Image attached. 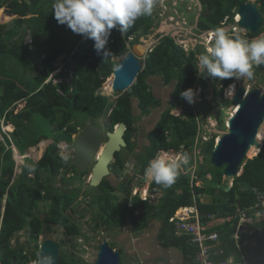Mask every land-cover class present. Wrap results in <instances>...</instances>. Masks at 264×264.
I'll use <instances>...</instances> for the list:
<instances>
[{
    "label": "trees",
    "instance_id": "trees-1",
    "mask_svg": "<svg viewBox=\"0 0 264 264\" xmlns=\"http://www.w3.org/2000/svg\"><path fill=\"white\" fill-rule=\"evenodd\" d=\"M199 2L201 13L197 31L203 32L215 30L217 27L224 28L227 24L235 25L239 8L249 1L199 0ZM53 3L54 0H0V91H2L0 131L1 123L4 122L8 132L7 136L4 135V141L2 143L0 141V264H29L35 260L40 253L39 238L44 234L45 228L51 233L54 231V225L62 226L67 235L73 237L82 235L81 224L72 221L66 215V211L72 208L75 200L80 196L81 188L72 192L61 191L52 184L56 176L63 173L66 175L76 173L70 178L72 180L70 182L74 180L82 182V178L88 173L80 172L71 160L67 163L60 155L59 149L63 141L73 143V135L78 133V128L82 126L81 118L87 120L88 117L98 116L95 111L112 108V125L126 123L127 131L124 138L127 147L124 150L133 153L138 148L145 153L143 159L138 157L139 154L136 156L135 176H138L142 184L146 180L145 169L159 151L187 152L190 162L186 167L190 169L192 166L193 147L200 126L196 113L201 110L207 115L210 109L205 106L197 108L199 104H189L181 98L180 93L189 88L195 90L197 84L207 88L221 83L220 89L215 88V91L223 97L225 89L234 82V79L220 81L198 74L195 64L198 62V56L206 51L205 47L198 46L187 52L174 37L170 35L160 37L153 51L147 55L144 68L148 71L149 77L160 75L165 84L176 83L171 106L181 107L184 113L181 116H174L171 110L163 113L155 128L148 134L149 145L141 146L140 141L135 140L138 129L135 127L137 117L133 113V100L135 99L138 104L140 115L150 111L151 106L154 105L151 100L156 102L155 105L161 104L160 99L151 90L148 78L138 79L133 86V93L120 96L116 104L106 97H97L95 94L112 75L116 65L113 58L122 56L128 51V38L135 37L133 45L139 42L142 35L151 32L153 14L139 18L124 35L113 29L107 46L112 54L105 59L102 53L95 50L94 41L81 35H79L81 41L78 44L74 42L69 49L53 47L47 42H41L42 38L57 41L70 31L67 25H60L54 18ZM255 4L264 18V0H256ZM263 31L264 28H261L258 33L248 32L245 36H230L251 40L261 35ZM28 36L32 39L29 43L26 41ZM74 46H78L77 51L74 50ZM47 49L49 51L43 59H40L39 52ZM63 52H66L67 56L65 67L69 70L62 72L60 76L71 75V84L51 82L44 85L56 70L55 63ZM109 81L105 86L108 94ZM87 103L93 105L97 103L103 108H89L86 106ZM220 124L226 130L222 118ZM11 137L25 159V163L19 166L21 173L17 176L15 172L18 166L14 153L12 149H7ZM215 145L216 139L213 136L202 146L203 154L207 160H210L209 168L200 165L201 172L198 175L202 179L204 173L208 172L212 180L224 174L222 171L214 173V170L219 168L211 164V153ZM258 151L254 147L251 153L256 155ZM125 162L123 154L117 153L115 162L111 166L112 176L99 185L100 192L92 197L90 206H96V213L101 217L95 215L94 230L102 226L109 230H117L130 225L135 227L134 232L139 237L145 230H149L150 223L154 220L153 214L157 211L156 219L162 222L160 245L164 248L173 245L180 248L186 256L185 264H198V248L190 243L188 237L175 236V224L170 222V218L179 207L193 204L194 194L208 195L211 200L209 203H202L200 198L197 201L203 223L206 224L212 218L219 220L236 214L238 206H252L256 202L252 189L264 193V145L257 156L245 162L243 172L235 178L231 190L226 191L225 187L221 185L218 187V184L192 186L190 172L185 175L180 173L175 184L168 189H164L154 181L151 182V192L164 190V196L158 204L144 201L139 196H132L135 186L134 177L125 178L118 187L113 186L111 179H118L114 175H117V170L125 167ZM210 166L213 168L210 169ZM118 191L123 193V201L120 205L116 203L119 200L116 195ZM48 200L52 201L50 211L41 220L34 210L41 202ZM5 201L3 214L1 205ZM237 225L238 219H234L222 224L215 223L209 228V232L219 234L217 244L213 241L209 243L224 250L222 255H212L213 260L224 261L233 251L237 252V260H241L242 253H238L239 249L234 237ZM25 229L30 233V241L35 242L32 252L24 245L14 248L11 243L15 235ZM252 229L256 232L255 248L249 261L254 259L255 264H264V227L252 226ZM126 243L128 244L126 249L120 247L121 264H133L134 261H139L135 254L136 247L131 245V241ZM62 253L59 264H87L77 257ZM123 253L126 257L125 261ZM141 262L144 263L143 260Z\"/></svg>",
    "mask_w": 264,
    "mask_h": 264
},
{
    "label": "rangeland",
    "instance_id": "rangeland-1",
    "mask_svg": "<svg viewBox=\"0 0 264 264\" xmlns=\"http://www.w3.org/2000/svg\"><path fill=\"white\" fill-rule=\"evenodd\" d=\"M248 1L253 4H255L256 2V0H248ZM200 13H201V5L199 0H155V5L153 9V26L151 32L147 35H142L140 38L142 49L147 50L148 48H155V46L159 42V38L164 35H170L174 37L177 43L183 46L187 52L196 49L198 46H203L205 47V49L211 46L213 39L212 35L210 36L208 33L204 31L203 32L197 31V29H199L197 23ZM224 29L227 31L228 34L231 31L232 35L243 36L246 33V31L241 29L237 24L235 25L227 24L224 27ZM261 35H264V31ZM78 37H79L78 34H75L70 30L64 34L63 38L58 39L57 41L42 38L41 42L43 43L47 42L49 45L50 44L53 45V47L58 46L61 48L69 49L71 48V46L74 45V42L78 44L81 41L80 37L79 38ZM31 40L32 39L30 38V36H28L26 39L27 43H29ZM74 50L77 51L78 46H74ZM48 51L49 49L40 51L39 52L40 59H43ZM66 57H67L66 52H63L58 57L56 63L57 64L59 63L61 66H63L64 65L63 60ZM254 73L255 75L251 80L248 79L234 80L236 84L235 89L239 85L246 86L248 89H255V88L264 89V65L254 66ZM66 81L69 82L70 79L67 78ZM172 84L175 85V83ZM150 87L152 91L156 92L155 94L159 98H161L163 102H161V104L159 105H155L156 102L151 100L152 104L154 105L151 106L150 111L147 114H141L140 116L138 104L135 99L133 100V113L135 117H137L135 127L138 129V131L135 133L136 136L135 140L140 141L141 146L149 145L148 134L155 128L156 124L161 119L162 114L165 113L169 108H171L170 101H171V93L173 92L171 88L172 86H166L161 81V79L152 78L150 81ZM220 87H221V83H217L215 86L210 85L207 88H204L203 86L197 84L195 87V90L197 92L196 102L193 104V105L199 104L197 108H200L201 106H205L210 109V113H207V115H204V112H202L201 110H199L196 113V115L198 117V120L200 121V127L203 132L201 136L202 139L204 136H206L207 139L209 140L211 136H215L216 142L221 136H223L227 132V129L225 130L223 129V127H221L220 118H222L224 122V126L228 127V120L236 110L235 105L230 101V97L232 95L226 96L224 94L222 97L221 95L216 93L215 88L220 89ZM227 89L228 88L225 89L224 91L225 93ZM1 92L2 91H0V94ZM98 93H100V91H98ZM110 96L113 95L110 94ZM86 106L89 108L102 107L97 103H95L94 105L91 103H87ZM171 113L174 116H179L181 115V113H183V111L173 109L171 110ZM101 121H99V123L105 128H107L108 123ZM1 127L2 130L0 131V141L3 140L2 132L5 130V124L1 123ZM262 129L263 131L261 130L259 133L261 135V137L259 136V140L262 141V143H264V125ZM262 132H263V137H262ZM74 139H77V137L75 136ZM203 145L204 144L200 142L198 147L195 149V154L196 153L200 154V157H197L194 160V165L196 168L197 175L199 172H201L200 165H205L206 168H209L210 160H207L205 155L202 153ZM73 146L74 145H70V146H62V144L60 145V154L66 159L67 163L69 162V158L73 156ZM141 146L139 145V148ZM251 152L252 149L248 153L249 159L255 157L254 153ZM121 153L123 154V158L126 159L125 169L117 170L118 176L117 175L114 176L115 177L117 176L118 179L115 180V178H112L111 182H113V186L118 187L120 182L125 178L136 177L137 178L135 182V186H136L137 185L136 183H138V176H135V172H136L135 159L138 154H139L138 157H140V159H143L145 153L143 151H140L138 148L135 149L133 153H130V151L128 152L123 150L121 151ZM27 154H29V152H27ZM159 154L161 153H158L157 156ZM14 156L15 158L19 156L18 159L22 157L21 153L18 151ZM164 156H167L169 159L171 158L174 159L177 156V154H174L173 151H170V152H166ZM23 162L25 163V159ZM211 168L213 167L210 166V169ZM214 171H215L214 173H217L219 171L223 172L222 169H215ZM19 173L21 172L19 169H17L15 175L17 176ZM73 175H76V173L67 174V175L64 173L60 174L56 176L52 184L61 191L69 190V192H72V191H77L79 188H81L82 190L81 195L75 200V203L72 206V208L66 211V215L69 216L72 221L81 224L82 235L79 237H73L67 235L65 233V229L62 226L54 225L53 226L54 231L51 233H49L45 228L44 234L39 238V243L41 244L46 239H53L56 242H58V244L60 245V255L61 252H63L62 254L77 257L83 260L84 262H86L87 264H94L97 259L99 245L104 240H107L111 247L116 246L117 248L115 250L121 249L120 247H122V249L124 250L126 249V246H128V244L126 243V234H130L127 231H131V230L124 228L117 230H109L105 226L99 227L94 230V227L96 225V222H94V218L95 215L98 216L99 213H96V209H97L96 206L91 207L90 205H92L91 199L93 195L95 196L100 192L99 187L98 186L91 187V185L89 184L90 175L84 176L82 178V182H78L77 180L70 182L72 181L70 178ZM16 176H14V178H16ZM204 176L205 178L198 181V184L201 186L213 184V183L221 184L225 188H227L229 185L231 186V184L227 182L228 178H225L224 175H222L221 177L215 180H211V174L209 172L205 173ZM64 178L66 181H64ZM147 183L143 182L142 184L144 188V189L142 188V190L144 191V193H146L145 190L148 187ZM116 195L119 197V200H117L116 203L120 205L123 201V193L122 191H118L116 192ZM149 196H151L150 193L147 194L145 197H149ZM201 201L203 203H207L210 201V198L207 196H202ZM51 202H52L51 200L41 202L39 204V207L34 210L35 214L41 220H43L46 217V215L49 213ZM101 202L103 203V201ZM4 206H6V201L2 202L1 205L2 212L5 211ZM156 213L157 211H155L153 214L154 218L156 216ZM28 230L27 229L21 230L15 235V237L11 242L14 248L24 245L25 247H27L28 251L32 252L34 250L35 242L30 241V233ZM153 235L154 234L152 233L151 236ZM135 236L136 234L134 230L131 231L130 238H134ZM63 241H65V243H63ZM125 253H123L124 261L126 259ZM29 264H32V262H30Z\"/></svg>",
    "mask_w": 264,
    "mask_h": 264
},
{
    "label": "clouds",
    "instance_id": "clouds-1",
    "mask_svg": "<svg viewBox=\"0 0 264 264\" xmlns=\"http://www.w3.org/2000/svg\"><path fill=\"white\" fill-rule=\"evenodd\" d=\"M154 5H155V0H54V3L52 5V12L54 13V18L57 20V22L60 25H67V27L73 33L84 36L85 38L91 39L92 41H94L95 50L98 53H102L106 59L109 55L112 54L111 50L108 49L107 46L109 44L113 29L119 31L122 35L126 34L128 32V30L131 27H133V25L135 24V22L139 18L144 17V16H151L153 14ZM239 19H240V16L237 15L235 17V21H236V24L238 26H239ZM241 29H243V28H241ZM243 30L246 31L245 35L249 32L246 29H243ZM204 32L208 33L210 36L212 35L213 39H212L211 46L207 47L206 51L204 53H201L198 56V62L195 65H196V68H197L199 75H201L205 78H212L213 80H220V81L233 80V79L234 80H243V79L251 80V79H253V77L255 75L254 66L264 65V35H259L255 38L249 40L246 38H239V37L230 36V35H232L231 31H230L231 34L230 33L228 34L227 31L221 27H217L215 30L214 29L213 30H207ZM245 35H243V36H245ZM234 36H238V35H234ZM140 38H139V42H136L133 45H132V42L135 40V37L130 36L128 38V51L125 54L132 51L134 45H140V47H141ZM141 49H142V47H141ZM153 49L154 48H148L147 50L142 49L143 51H145V56L141 57V62L143 63V65H144V60L146 59L147 55L150 52H152ZM125 54H123L122 56H119V57L116 56L113 58V60L116 62L115 68ZM66 59H67V57L64 58V60H63V63H64L63 66H61L59 63L58 64L55 63V66L57 68H56V70H54L52 72L49 79L44 83V85L50 84L51 82L54 84H61V83L71 84V78H72L71 75H69L68 77H66V76L61 77L60 76L62 72H66L69 70V69H66V67H65V65H66L65 60ZM115 68H114V70H115ZM114 70H113V73H114ZM113 73L109 78L106 79V81L104 82L102 87L98 90V91H100V93H98V91H97L95 96L106 97L109 101L116 104V101L118 100V98L127 92L115 93L112 89L113 96H110V94L106 93V87L105 86L108 84V81L110 80V78L113 77ZM67 78L70 79L69 82L66 81ZM147 78H148L149 82L151 81L152 78L161 79V81L165 84V82L163 81V79L160 75L149 77V74H148ZM138 79H140L139 74L136 77L134 84L131 85L132 87L136 84ZM113 83H114V80L112 82V86H113ZM165 85L166 86H172L171 88L174 91L175 85H173V84H171V85L165 84ZM235 87H236L235 81L232 84H229L227 87L228 89H227L225 95L229 96V95L233 94ZM133 91H134V89H133ZM154 93H156V92H154ZM128 94H131V93H128ZM172 95H173V92L171 93V98H172ZM180 96L183 100H185L189 104H194L196 102L197 92H196V90L189 88V89L181 92ZM156 97L159 98L157 95H156ZM159 99L161 102H163L161 100V98H159ZM170 106H171V101H170ZM101 108H103V107H100V109ZM173 109L183 111V113H184V109H182L181 107L172 108V106H171V108H169L168 110H173ZM95 113L98 116L88 117L87 120L85 118L80 119L82 126H80L78 128L79 132L75 133L73 135V143H71V144H69L67 142L61 143L62 146L74 145L73 146V156L71 158H69V160L72 161V159L75 155V143H76V141L79 140L80 136L82 135L83 127L85 124L88 123L89 119L92 120L93 124H94V120H96V119H99L100 121L104 120L101 122L108 123V126L106 128L107 131H105L104 128L96 126L97 128L103 130L105 142L107 141L106 140L107 139V137H106L107 133H115L117 128L119 127V124L122 123V122H120V123H115L112 125V113H113L112 108L111 109L107 108L105 111L104 110L95 111ZM183 113H181V115H183ZM181 115H179V116H181ZM199 128H200V126H199ZM226 129H227V127H226ZM126 131H127V129H126ZM125 134H126V132H125ZM2 135H3V140L1 141V143L5 139L4 135H6V136L8 135L6 126H5V130L2 132ZM75 136L77 137V139H74ZM211 137H213V136H211ZM211 137H210V139H211ZM10 139H11L10 144L7 143V149H12V151L14 150V155H15L17 153L18 149L15 148V145H14L15 143L13 142L12 137ZM209 140L203 141L202 137H200V142L203 144L208 142ZM105 142L103 143L102 146H104ZM200 142H199V144H200ZM195 143H196V140H195ZM263 145H264V143H263ZM125 148H123L122 150L125 151L124 150ZM121 151L118 153H121ZM193 151H194L193 163L189 169V172L191 174L192 186L197 185L198 181H200L202 179L199 175L196 174V168L194 165L195 158L200 157V154H197V153L195 154V146L193 147ZM166 152H170V151H159L158 153H161V154H159L158 156L156 155L157 157H154L149 162V165L145 169V176L147 177L145 182L147 183V182H150L153 180L157 185L162 186L164 189H168L172 185L175 184V182L177 181V179L180 175L181 167L182 166L186 167L190 162L189 154L187 152L176 153L173 151L174 154H177V156L174 159H172V158L169 159L167 156H164V154H166ZM259 152H257V154L255 156H257L259 154ZM18 157L15 158V156H14L16 163H17V161H19V163H23L24 156H22L23 158L21 157L20 159H18ZM115 157H116V155H115ZM250 159H252V158H250ZM247 160L248 159H246L242 163V165L239 167V172H238L236 177H239L242 174L243 169H244L243 166ZM135 161L137 163V159H135ZM114 162H115V159L112 163L109 164V170H110L111 174H112L111 166ZM136 163H135V166H137ZM29 168L31 169V166H29ZM191 168H193L192 171H190ZM123 169H125V167ZM222 169H223V173H224L225 167ZM87 172L88 173L85 176L90 175L89 177L91 179L92 168L91 167L88 168ZM136 172H137V169H136ZM83 173H86V172H83ZM204 175H205V173H204ZM111 176L112 175H109V177H107V178H110ZM224 177L228 178L227 182L229 184H231V186L229 185L226 188V191H229L234 187V180L236 177H228L225 175H224ZM107 178H104V180ZM204 178H205V176H204ZM211 180H212V176H211ZM89 184H90V182H89ZM99 185H98V187H99ZM208 185H210V184H208ZM220 185L221 184H218L217 186L219 187ZM197 186H201V185L198 184ZM142 188H143V185L134 186L132 196L133 197L139 196L142 200H144V201L147 200V201H150L151 203H153L154 199H151L150 198L151 196L145 197L149 193H150V195H152V192L150 191V189L146 188V190H145L146 193H144ZM252 192L254 194V198L256 199V202L252 206H250V207L238 206L236 209V214L231 215L230 217L224 218L226 221H232L231 220L232 218L238 219V221H239L242 214H246L247 217L245 219H247V220L251 219V221L248 222V223H250L249 228L246 229L247 231H249L250 234H245V236H242V234L236 233L237 235L239 234V238L243 237L244 242H246L248 244L250 242L255 241L254 235L256 232L252 229V226L255 228H256V226L264 227V216H261L259 214V212L264 213V207L256 208L257 194L258 193L264 194V193H262L256 189H252ZM4 212H2V213L4 214ZM257 214L259 215V218L256 216ZM212 220H214V222L216 221L213 218H212ZM205 225H207V227H208L207 231H209V228L211 226H209L208 224H205ZM123 228L129 229L131 231L135 230V227L130 226V225H126ZM131 231H127V232H129L131 234ZM216 234L219 236V234L217 232H216ZM243 235H244V233H243ZM132 242L133 241H131V245L134 246L135 243L133 242V244H132ZM214 243L217 244V242H214ZM111 248H113V247H111ZM113 249L115 250L116 248H113ZM120 253H121V250H120ZM241 256L242 257L245 256L246 258H248V255L245 252H242ZM234 257L236 259V260L235 259L234 260L238 263L246 261V260H242V258H241V260H237L236 255ZM228 259H229V257L227 259H225L224 261H227ZM248 262H250V261H248ZM32 264H53V258L51 256L38 253L37 258L32 261ZM133 264H146V263L145 262L143 263L139 260V261H134Z\"/></svg>",
    "mask_w": 264,
    "mask_h": 264
},
{
    "label": "water",
    "instance_id": "water-1",
    "mask_svg": "<svg viewBox=\"0 0 264 264\" xmlns=\"http://www.w3.org/2000/svg\"><path fill=\"white\" fill-rule=\"evenodd\" d=\"M238 15L239 26L251 33H258L264 25V18L258 6L251 2L241 5ZM139 47L140 45H134L132 51L125 54L116 66L112 86L115 93H132L131 85L134 84L138 74L140 79L147 78L148 71L141 62L145 51H140ZM230 101L235 105L236 110L228 120L227 132L216 142L215 149L211 153V164L219 169L225 167V176L236 177L239 167L249 159L248 153L251 147L255 146L259 151L263 148L258 136L264 125V89H248L239 85L235 94L230 97ZM126 129L127 125L120 123L115 133H107L105 142L103 130L97 128L91 119L84 125L82 135L75 143L72 162L80 172H87L88 168H92L90 179L92 187H97L104 178L111 175L109 164L114 161L116 153L127 146L124 139ZM40 254L51 256L53 264H59L60 245L53 239H46L41 243ZM120 263V251L111 248L108 241L104 240L99 245L94 264Z\"/></svg>",
    "mask_w": 264,
    "mask_h": 264
},
{
    "label": "crops",
    "instance_id": "crops-1",
    "mask_svg": "<svg viewBox=\"0 0 264 264\" xmlns=\"http://www.w3.org/2000/svg\"><path fill=\"white\" fill-rule=\"evenodd\" d=\"M192 170H193V168H191L190 171H192ZM180 173L184 174V175L189 173V168L182 166L180 169ZM134 179L136 182L137 178L134 177ZM152 181L147 183L148 184L147 188L150 189V185H151ZM136 184H137V186H139V185H142L143 183L141 184V182L138 178V183H136ZM178 192L180 193V191H178ZM163 196H164V190H160V191L154 190L152 192L151 199H154V201H153L154 204H158L159 201L163 198ZM193 196H194V199H193L194 203L191 205L179 207L177 209V211L175 212L174 216L180 215L185 208L195 207V206H196V209L200 213L199 205L197 203L198 198H200V200H201L202 196L208 197V195H206V194H202V195L194 194ZM199 216H200L202 224L205 225V223H203V220H202L203 218H202L201 213ZM156 217H157V214H156L155 218H153L154 220L151 221V223H150L151 227L149 228V230H145L142 234H140L139 237H137V235H136L134 238H130V235H126V242L127 241H133L135 243L134 246L136 247L135 248V254H136L137 260H140V261L143 260L146 264H185L186 256L183 254V252L181 251L180 248H178L176 245H173L170 248H164L160 245L159 236L161 237L160 229L162 227V222L159 221L158 219H156ZM217 221H219V222H217ZM225 222H226V220L224 218H222V219L216 220L215 222L210 220L206 224H208L209 226H212L215 223L222 224ZM152 233L154 234L153 236H151ZM174 233H175V236L179 238V236H177V234H176V226H175ZM207 233H209L211 235L216 234V232H209V231H207ZM236 233H239V230H238V232H237V230L234 231V237H235ZM242 236H245V235L242 234ZM236 245L239 249V252H238L239 254L242 252H245L250 257L253 256V250L255 248L254 242H250L248 244V243L244 242L243 237H240V238L238 237V238H236ZM126 247H128V246H126ZM213 247H214V248H212L213 252H217V251L221 250V248H218L214 245H213ZM236 254H237V252L233 251L232 253L229 254L228 257H234ZM233 259H235V257ZM250 259L251 258H246L245 256L242 257V260L249 261Z\"/></svg>",
    "mask_w": 264,
    "mask_h": 264
},
{
    "label": "built area",
    "instance_id": "built-area-1",
    "mask_svg": "<svg viewBox=\"0 0 264 264\" xmlns=\"http://www.w3.org/2000/svg\"><path fill=\"white\" fill-rule=\"evenodd\" d=\"M203 132L201 130V127L199 128V132L196 137V143H195V149L197 148L200 137L202 136ZM207 137H203V141H207ZM17 166L19 169V166L22 163H19L17 161ZM136 192V191H135ZM134 192V193H135ZM264 207V194L258 193L257 194V203L256 208H262ZM194 210V211H193ZM193 211V212H192ZM261 216H264V213H260ZM200 213L195 207H189L185 208L183 212L180 215H176L172 218H170V222L174 223L176 226V234L179 237H188L190 239V242L192 245L196 248H198V254H197V262L198 264H255L254 259H252L250 262H236L233 258L229 257L227 261H220L217 262L213 260L212 255H222L224 254V250L221 249L220 251L213 252L212 248L213 244L209 243L210 241L218 242L219 237L217 234H209L207 233V225H203L200 219ZM259 218V215H256ZM247 216L246 214H242L241 218L238 221V225L236 227V230L240 234H250L249 231L246 229L249 228V221L251 219H245ZM235 218H232L231 220H234ZM236 238L239 237V234L235 235ZM251 258V257H249Z\"/></svg>",
    "mask_w": 264,
    "mask_h": 264
},
{
    "label": "bare ground",
    "instance_id": "bare-ground-1",
    "mask_svg": "<svg viewBox=\"0 0 264 264\" xmlns=\"http://www.w3.org/2000/svg\"><path fill=\"white\" fill-rule=\"evenodd\" d=\"M139 50H140V51H143V50L141 49V47H139ZM112 82H113V77H112V80L109 81V85H110V91H109V92H110L111 95H113V94H112ZM235 85H236V84H235ZM235 92H236V89L234 90L233 94H231V95L233 96V95L235 94ZM235 108H236V107H235ZM261 130H263V129L261 128ZM261 130H260V131H261ZM259 133H260V132H259ZM259 136H260V134H259ZM259 136H258V137H259ZM254 147H255V146H252L251 149H253ZM251 149H250V150H251Z\"/></svg>",
    "mask_w": 264,
    "mask_h": 264
},
{
    "label": "flooded vegetation",
    "instance_id": "flooded-vegetation-1",
    "mask_svg": "<svg viewBox=\"0 0 264 264\" xmlns=\"http://www.w3.org/2000/svg\"><path fill=\"white\" fill-rule=\"evenodd\" d=\"M99 119H96V120H94V124H95V126H97V127H101V128H104L105 129V131H107L106 130V128L104 127V126H102L100 123H99ZM147 178V177H146Z\"/></svg>",
    "mask_w": 264,
    "mask_h": 264
}]
</instances>
